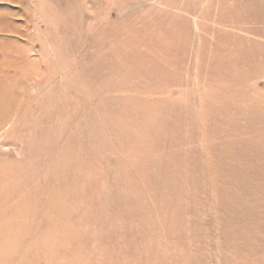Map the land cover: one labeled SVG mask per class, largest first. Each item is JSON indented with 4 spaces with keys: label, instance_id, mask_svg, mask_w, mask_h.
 I'll use <instances>...</instances> for the list:
<instances>
[{
    "label": "rangeland",
    "instance_id": "obj_1",
    "mask_svg": "<svg viewBox=\"0 0 264 264\" xmlns=\"http://www.w3.org/2000/svg\"><path fill=\"white\" fill-rule=\"evenodd\" d=\"M0 19V264H264V0Z\"/></svg>",
    "mask_w": 264,
    "mask_h": 264
},
{
    "label": "bare ground",
    "instance_id": "obj_2",
    "mask_svg": "<svg viewBox=\"0 0 264 264\" xmlns=\"http://www.w3.org/2000/svg\"><path fill=\"white\" fill-rule=\"evenodd\" d=\"M9 14H11V12H9ZM1 20V19H0ZM5 24V23H4ZM6 25V24H5ZM1 28V27H0ZM4 30H6V29H4ZM11 31V30H10ZM1 32H2V30H1Z\"/></svg>",
    "mask_w": 264,
    "mask_h": 264
}]
</instances>
